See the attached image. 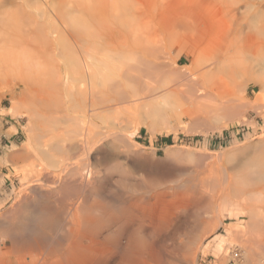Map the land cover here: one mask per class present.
Here are the masks:
<instances>
[{
    "label": "bare ground",
    "instance_id": "bare-ground-1",
    "mask_svg": "<svg viewBox=\"0 0 264 264\" xmlns=\"http://www.w3.org/2000/svg\"><path fill=\"white\" fill-rule=\"evenodd\" d=\"M115 12L123 19L117 32ZM0 14V82L18 76L35 101L28 140L8 160L36 158L16 170L23 184L16 216H0V264H196L211 245L213 264H264V166L245 175L242 158L234 177L221 168L183 188L149 182L125 144L132 123L121 118L181 86L191 102L216 91L225 110L235 99L231 81L238 95L264 73V43L248 36L240 57L215 59L198 76L192 57L190 79L166 70L152 34L128 31L142 14L126 0L116 8L115 0H0ZM180 16L160 14L162 28L182 27ZM221 227L226 235L216 233ZM201 229L217 235L205 243Z\"/></svg>",
    "mask_w": 264,
    "mask_h": 264
},
{
    "label": "rangeland",
    "instance_id": "rangeland-1",
    "mask_svg": "<svg viewBox=\"0 0 264 264\" xmlns=\"http://www.w3.org/2000/svg\"><path fill=\"white\" fill-rule=\"evenodd\" d=\"M122 1L115 0V8L119 7ZM126 1L129 7L140 9L142 14L138 20H130L128 31L139 33L144 37L152 34L150 38L153 43L162 42L163 63L167 71L185 73L194 57L200 63L199 71L196 72L198 76L211 69L215 59L232 55L240 57L248 36L255 35L257 43H264V0ZM185 12L189 14L180 16ZM160 14H164L166 18L179 15L180 19L185 21V24L183 23L185 26L171 25L174 28L170 33L171 29L167 31L166 28H162L164 24L159 19ZM2 17L0 14V18ZM122 21V17H118V13L115 12L113 26L116 32L122 30ZM166 27L170 28L168 24ZM116 35L120 34L116 33ZM101 58L99 56V59ZM187 74L191 79V72ZM255 76L256 82H250L246 88H243L244 93L239 92L238 95L237 85H234L236 82H230L229 89L231 92L235 91V99L225 110L220 106V96L216 91L205 98L191 102V91L181 86L172 93L167 90L160 91L157 100L149 101L145 108L141 107L137 112L134 110L131 114L123 111L125 113H121V118L127 115L123 119L128 121L129 118L128 123H132L127 127L125 122V144L132 154H135H133L137 158L135 161L145 173L146 179L149 182L153 180L157 182L156 178L160 177L162 179H159V182L178 186L188 185L191 181L192 185V183H200V179L204 177H212L211 171L220 169L222 172L221 168L229 170L228 173L233 174L234 177L240 173L236 171V165L242 158L244 163L246 162L245 171L241 168L245 175L256 173L257 169H261L264 166V73L256 72ZM11 77H6L0 82V216L15 215H12V212L16 211L12 210V207L17 204V197L23 186L22 178L16 170L36 161L34 155L29 156L26 162L21 159L10 163L8 160L11 154L22 152L28 140L30 122L27 117L28 111L35 110V101L34 103L33 100L31 101L33 97L28 95L22 80H19L18 76H13L12 79ZM240 78L238 77L237 82L243 79ZM168 80L169 76H164L162 85ZM259 96L263 100L262 106L260 108L251 106ZM13 103L21 104L23 111L20 114H9V109L14 106ZM149 111H157V114L147 116ZM30 192L29 198L34 197L33 192ZM212 211L210 215L217 212L215 208ZM228 224L235 225L238 222L229 220ZM240 226L242 227L243 224ZM207 230H197L194 234L204 232L209 236L207 238L204 234L203 237L207 243L217 235L216 233L224 235L227 233L224 227L214 233L215 235L209 234ZM210 249V253L206 255L200 253L196 264H213L216 261L215 245H211Z\"/></svg>",
    "mask_w": 264,
    "mask_h": 264
}]
</instances>
